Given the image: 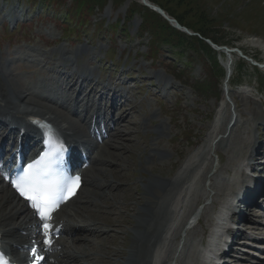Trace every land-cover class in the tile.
<instances>
[{"label":"rangeland","instance_id":"1","mask_svg":"<svg viewBox=\"0 0 264 264\" xmlns=\"http://www.w3.org/2000/svg\"><path fill=\"white\" fill-rule=\"evenodd\" d=\"M39 1L48 2L50 8L35 4ZM150 1L163 7L170 21L178 19L194 33L187 35L174 29L162 16L141 5V0H0V61L6 67V63L1 60L4 58L9 69L14 71L12 75H16L26 86L47 77L42 69H30L27 65L35 63V66L40 65L46 70L39 54H56L63 47L69 51H77L83 45L89 46L91 54L86 52L80 56V66L95 70L97 68L93 65H96L100 74H103L106 66L119 65L118 72H114L118 75L116 81L120 85L125 81L128 83L126 92H119L123 95L128 93L137 107L126 112L127 121L124 116L125 122H121L123 128L127 127L130 132L129 138L114 134L118 137L115 145L122 144L125 149L112 147L106 152H114L117 157L113 154L109 157L117 163L106 166L105 170L109 171L101 177L104 181L107 180L104 183L114 184L117 181L121 182V186L112 190V193L109 192V187H105L108 194L105 197L101 189L103 180H98L90 196L95 201H104L106 205L102 210L106 213L110 212L109 204L114 203L116 209L123 213L118 222L121 227L114 230L121 229L126 232L131 224L126 221L123 223L122 219L127 220L132 212L124 205H135L136 199L142 197L146 183L153 174L158 176L160 173H172L174 178L184 174L187 179L181 192L172 201L173 209L164 240L157 248L158 251L154 252L152 260L153 264H200L195 248H183L184 243L191 237L189 233L181 232L176 240L172 241V238L180 224L184 223L183 212L191 206L195 191L194 199L199 194L204 197L199 206L200 211L214 200L216 189L210 188L213 184L224 189L223 195L230 193L241 176L235 174L231 176L232 182L224 184L222 178L229 174H221L220 170L227 167L230 170L236 169L246 153L240 150L243 142L259 140L260 133L264 131V125H258V113L264 112V69L256 68L248 61L254 59L264 64V0ZM7 20L11 22L8 23ZM18 25L24 28L14 31ZM143 32L148 33L144 36ZM195 32L209 39L194 35ZM168 36L176 44L179 39H187L185 48L193 47L196 53L192 54L183 49L182 54L170 47L169 51L164 45ZM211 42L231 50L236 49L235 53L230 58L216 52ZM93 52L100 53L101 56L94 57ZM173 52L178 55L174 56ZM109 60H114V64L109 63ZM190 61L193 63L188 67L186 63ZM228 61L233 62L229 80L225 77L224 69ZM125 65V70H120ZM105 75L108 80L109 70ZM196 79L203 83L202 87L196 89L197 92L184 86V81L194 82ZM160 82L166 88H158ZM226 84L228 88L225 87ZM71 116L73 121H77L75 116ZM237 116L238 131L234 130L233 139L231 135L228 140L216 145L221 136L225 133L228 136L230 124L236 122ZM145 118L150 119L146 121ZM161 123L167 127L165 130L159 128L160 136H157L155 130ZM241 124L248 127V134L241 135ZM218 133L220 136L217 137ZM157 142L170 151V157L169 153L158 148L151 156V146ZM214 142L216 144L213 146ZM260 142L264 143V138ZM209 148L210 162H201V155H209L206 152ZM226 148L227 151L230 148L236 150L229 154L225 151ZM155 156L156 161H153ZM111 170L116 171L111 173ZM95 176H100L98 171ZM107 176L108 179H105ZM212 176L217 178L212 179L213 183L210 180ZM187 186L190 187L185 190ZM97 190L101 192L99 197ZM223 195L217 200H222L225 197ZM207 208L212 212V206ZM116 209L111 211L116 212ZM257 212L258 209H252L250 214L247 212V217L252 220L259 219L260 227H264V214L255 218ZM260 212L263 210L260 209ZM105 220L108 219H100L105 226H109ZM246 224L255 225L248 223L247 218ZM205 229L208 230V226ZM196 230L200 235L195 238L202 240L203 230L200 226ZM116 236L118 238L113 239L115 242L110 243L112 248L122 241L121 234L117 233ZM195 238L192 237L193 240ZM129 239L131 237L127 236V242L123 240L126 247L130 244ZM80 242L82 243L79 246L84 245L83 250L86 249L90 254L91 259L90 256L88 259L92 263L96 253L90 250L85 240ZM78 244L79 242L76 245ZM79 246L75 251L81 249ZM98 248L101 249V245L96 247ZM83 262L79 261L78 264Z\"/></svg>","mask_w":264,"mask_h":264},{"label":"bare ground","instance_id":"2","mask_svg":"<svg viewBox=\"0 0 264 264\" xmlns=\"http://www.w3.org/2000/svg\"><path fill=\"white\" fill-rule=\"evenodd\" d=\"M147 2L151 6L153 7L155 6L149 0H147ZM141 5L145 6L142 0H141ZM87 48L88 47H84L83 48L85 49L84 51L83 49L77 50L78 52H76V54L78 55L79 51L80 52L88 51ZM77 55H71L70 59L73 58L74 60V57L76 59ZM63 59L66 62H70L72 60L71 59L68 61L69 58L66 55H64ZM2 60L6 63L4 58ZM6 66H7V63H6ZM13 72L14 71L10 70L9 67H7V70H6L5 65H3V63L0 61V124H2L3 126L8 125V127L11 128V131H14V130L17 131L16 128L19 129L23 126L27 128V125L25 124L27 123V118L30 117L31 115H35V116L43 117L47 120H50L51 122L57 123L64 129H66V131L69 133L71 137H74L75 135L76 136L83 135L84 133L87 132V129H85L86 128L85 126L81 127L79 125H76L69 118V115H71L72 113L71 111L68 112L66 108L67 102H68L67 101L68 93L70 91L76 90V91H79L78 92L79 94H82L84 88H86L89 85L88 82H82L80 87L77 89L76 87L77 85L74 84L75 80L77 79V75H76L77 73H73L69 77V79H64L63 76L69 73V69L64 68L59 74L55 76V82L58 84V87L61 86L62 84H67L71 82L70 86L67 88V90H65V92L62 94V97H61V99L65 100V104L63 103L58 104V103L48 100V95H52V94L54 95L53 90L48 89L49 87H52L53 85L52 82H49V87L48 88L45 87L46 89H42V87L36 86L35 83L32 85L28 84L26 86L20 82V80L16 77V75H12ZM81 74H86L90 76L92 75V71H90L87 68H82ZM11 81L13 82V84ZM99 87H100L99 85H96L93 88V90L90 92L88 96L89 99L96 96L95 90L98 89ZM115 88L117 89V87ZM111 92H112V89L107 87L106 95ZM119 99H120V96L117 97L116 101H118ZM116 101H113V105ZM73 104H74L73 102L70 103V105H73ZM77 104H78V101L76 102V105H74L76 108L78 107ZM126 107L127 105H122L123 109H125ZM118 116H119L118 122L120 123L123 122L124 116H125L124 111L122 110L118 114ZM9 118H11L12 120L10 121L9 124H7L6 121ZM258 118L260 121L258 125L259 124L264 125V112H259ZM81 122H84V121L81 120ZM238 123H239V120L237 116L236 122L234 126L231 128L228 136H226L227 133H225L223 136H221V139L219 141L221 142L225 139L228 140L231 135H232L231 139H233L234 134H235L233 133L234 130L238 131V129H236L237 128L236 125ZM165 126L166 125L164 126L161 125L157 127V129L155 130V132L158 134L157 136H160L159 128H163V130H165L164 129ZM258 130L259 129L257 128V133L255 132L257 136H258ZM137 132L138 131L136 130L135 133ZM114 134L118 136L125 135L126 139H128L130 136V132L128 131L126 127L125 128L118 127V129L112 133V137L114 138L116 137L115 139H117L118 137L114 136ZM246 134H248V127H245L244 124H241V135L243 136ZM260 135H264V131H262ZM218 136H220V133H218L217 137ZM0 137H3V146L1 147V151H0L2 152L7 149L4 144H6V142L8 141L10 142L11 137L9 135H5V133L1 131H0ZM115 142L117 141L113 140V144H109L111 145V147L109 148L120 147V148L125 149V147L122 144H119V146L115 145ZM262 146L263 145H261L257 140H255V142L253 143L243 142L242 149L240 150L247 151V156H246L247 159L253 158L254 156L260 159L261 155H260V152H258V150ZM151 147H152L151 156H153V153L155 151H158V149L160 151L163 150L169 153V157L171 155L170 151L162 148L161 143L159 144L158 142L153 143ZM211 148H209V150L206 151L207 153H209V155H201L202 156L200 157L201 162H204V161L210 162V159H208V157L210 156ZM237 148H238V144H237ZM235 150L236 148H230L227 151V148H226L225 151L230 154L231 151L235 152ZM106 152L107 151L103 152V154H100L99 157L95 159L96 160L95 164H98L97 170L95 169V171H98L100 176L98 177L94 176L96 175L97 172L94 173V175H91L89 173L87 175L88 179L86 183L91 187L96 186L98 183V180H103V177H101V175H105L109 171V170L102 169L100 167H105L107 165L114 166L117 163V162L115 163V161H112L109 157L112 154L116 156V154L114 152H111V153H106ZM147 156L148 155H146V158ZM156 156L157 158L159 157L158 155ZM156 156L154 157L153 161L155 160ZM147 161H152V160H147ZM113 171H116V170H111L110 172L112 173ZM224 172L225 174H228L231 172V170L228 167L220 170L221 174ZM172 175H173L172 173H168V174L160 173L158 176L157 175L155 176L153 174V176L146 183L145 192L143 193L142 197L136 199L135 205L134 204L130 205V207L127 205H124L125 207H128L129 209H131V212H132L130 217L127 220L122 219L123 223L126 221L127 224H131L130 226L127 227L126 232L121 229L114 230L115 228L121 227L120 223L118 222H120L121 214H123L122 212H119L116 209L117 206H115L114 203L109 204V207L111 209H109L110 212L106 213V212L101 211L102 208L105 207L106 205L105 203H102L99 200L98 201L93 200L90 196V192L83 193V196L79 197V201H77L79 205L77 204L70 209L64 210L63 214L58 217V220H63L69 223V225L71 226V229L69 230L67 234L73 237V240L68 239L64 242H61L58 246L63 247L64 249H66V251H70V252L61 251V252L54 253L49 258V260H53L52 262H50V264H72V263L78 264V261L80 259L82 260L83 258H85V260L83 261H86L83 264H120V262L121 264H153V260H152L153 254L157 250L161 242H163L164 240V234L167 230L168 219H170V214L173 209L171 205L172 201L177 196V194L181 192V190L184 187L185 181L187 179V177L184 174H179L175 178ZM243 176H246L245 173H243ZM104 178L108 179V176ZM212 179L217 180L216 177L213 178L212 176L210 179L212 183L214 182ZM105 182H107V180ZM109 184L103 183L101 188L109 186L112 191L114 189L115 190L119 189L121 186L120 185L121 182H117V181L114 184L113 182H110ZM7 187L8 186L4 184L2 180L0 179V233L3 235L4 239H9L10 237L16 236L18 241L21 239V237H22V240H27V237H30L29 234L26 237L25 235L22 234L20 230L21 229L27 230V226L31 224L33 221V215L31 214L30 209H28L25 205H21L20 201H16V196L9 194L10 192L7 189ZM187 187L185 190H188L190 186L188 188ZM243 187H244L243 188L244 194L241 196V199L246 200L245 198L249 195L248 194L249 192H247V190L250 186L247 183H244ZM210 188L216 189V192L213 195L214 196V200L212 201L213 203L217 199H219L220 196L223 195L224 189L216 186L215 184H213ZM195 192L192 195L193 198L191 200V206L187 207V209L184 212V215H185L184 219L186 220L174 232L172 241L176 240L177 236L181 232H184V231L185 233L188 232V230L186 229L187 221L196 213L197 208L199 207L198 205L201 203L202 199L204 198L202 194H199L194 199ZM202 193H204V191ZM230 193L233 196L236 195V191H231ZM106 194L107 193L103 191L102 195H106ZM252 202H254V200L251 201L250 203ZM92 208H95V209L97 208V209L96 211H93ZM250 208L251 206L249 207V210L247 211L248 214H250V211H252V209ZM105 209H107V207ZM112 209H114V211L116 209V212L111 211ZM258 215H259L258 216L259 218L261 214H258ZM211 216H213V214L211 213L210 209L207 208V206H205L204 211H203V218H202L203 223L201 220L199 222L200 229L203 230V233L207 232L205 228L209 226V224H211L212 222L213 217ZM105 217L108 219V220H105V222H108L109 226H105V224L102 221H100V219H106ZM246 218H247V221H250L251 219L250 217L245 216L244 219ZM87 223H89L90 226H92V224H96V226L94 225L95 226L94 233L84 234L82 232L83 234L81 233L77 235L78 232L75 228L82 227L84 226V224H87ZM253 229H256V228L253 227ZM257 230L259 232L264 231V229L260 227L257 228ZM190 232H191V236L193 237H197L200 235L199 234L200 232H198L196 228H194L192 231L189 230V233ZM117 233L122 235L121 237L122 241L120 242V244L115 245V248H112L110 246V243L112 244V242H115L113 239L118 238L116 236ZM127 236L128 238L131 237V239H129L130 244H128V246L126 247L123 240L125 239L126 241ZM81 240H85L86 245L90 248V250L96 253L95 258L91 260L92 263L90 261L89 262L87 261L89 254L86 252V249L84 250L79 249V251H75V248L78 249V246L76 244L80 242ZM189 242L190 241H186L184 243V246H183L184 249H186L188 245H190ZM100 245H101V249L99 248L96 249V247H99ZM79 253H82L83 255H80ZM171 253H172V249L170 250V255ZM113 257L119 260L117 261ZM168 257L169 256L167 255V258ZM22 259H26V256L22 255ZM164 262L166 263L165 260Z\"/></svg>","mask_w":264,"mask_h":264},{"label":"snow or ice","instance_id":"3","mask_svg":"<svg viewBox=\"0 0 264 264\" xmlns=\"http://www.w3.org/2000/svg\"><path fill=\"white\" fill-rule=\"evenodd\" d=\"M34 123L39 124L38 121ZM64 151V145L59 139L54 142L50 139L45 156L40 161L30 164L23 175L11 181L19 195L30 203L43 229L44 243L49 246H51L52 233L57 231L51 224L52 214L61 203L75 195L81 179L78 175L52 179L51 162H59ZM32 254L37 262L43 259L35 250ZM0 264H9L2 253H0Z\"/></svg>","mask_w":264,"mask_h":264},{"label":"trees","instance_id":"4","mask_svg":"<svg viewBox=\"0 0 264 264\" xmlns=\"http://www.w3.org/2000/svg\"><path fill=\"white\" fill-rule=\"evenodd\" d=\"M150 1V0H149ZM164 11H165V9L163 8V7H161ZM178 20V19H177ZM179 21V23L180 24H182V22L180 21V20H178ZM184 26V25H183ZM201 36L204 38V39H209L207 36H205V35H202L201 34ZM177 42V41H176ZM188 41H187V39H183V40H181V39H179L178 40V46H181L182 47V49H187V50H189V51H192V52H196L195 50H194V48L193 47H189V46H187L186 48H185V46L188 44L187 43ZM166 43L167 44H174L175 43V41H174V39H172L171 37H167V40H166Z\"/></svg>","mask_w":264,"mask_h":264},{"label":"water","instance_id":"5","mask_svg":"<svg viewBox=\"0 0 264 264\" xmlns=\"http://www.w3.org/2000/svg\"><path fill=\"white\" fill-rule=\"evenodd\" d=\"M142 1H143V3H144L145 5H147V6H149V7H152L153 9H155V10H157L158 12L162 13L159 9H157V8H155V7H153V6H151V5L147 2V0H142Z\"/></svg>","mask_w":264,"mask_h":264}]
</instances>
